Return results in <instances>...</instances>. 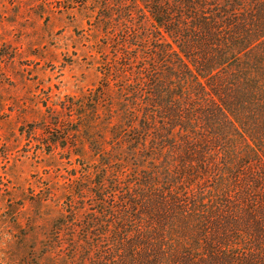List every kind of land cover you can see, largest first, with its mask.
I'll use <instances>...</instances> for the list:
<instances>
[{
    "label": "trees",
    "instance_id": "1",
    "mask_svg": "<svg viewBox=\"0 0 264 264\" xmlns=\"http://www.w3.org/2000/svg\"><path fill=\"white\" fill-rule=\"evenodd\" d=\"M113 12L67 109L93 161L52 225L65 264H264V0Z\"/></svg>",
    "mask_w": 264,
    "mask_h": 264
},
{
    "label": "rangeland",
    "instance_id": "2",
    "mask_svg": "<svg viewBox=\"0 0 264 264\" xmlns=\"http://www.w3.org/2000/svg\"><path fill=\"white\" fill-rule=\"evenodd\" d=\"M116 4L0 0V264H65L52 225L93 161L67 109L102 79L99 19Z\"/></svg>",
    "mask_w": 264,
    "mask_h": 264
}]
</instances>
